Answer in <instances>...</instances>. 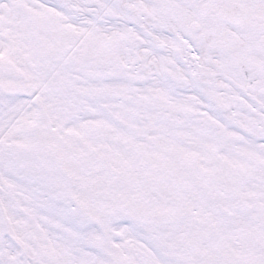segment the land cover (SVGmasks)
<instances>
[{
	"label": "snow or ice",
	"instance_id": "1",
	"mask_svg": "<svg viewBox=\"0 0 264 264\" xmlns=\"http://www.w3.org/2000/svg\"><path fill=\"white\" fill-rule=\"evenodd\" d=\"M0 264H264V0H0Z\"/></svg>",
	"mask_w": 264,
	"mask_h": 264
}]
</instances>
